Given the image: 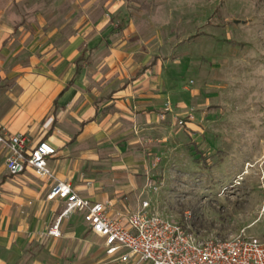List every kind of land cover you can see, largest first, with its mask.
I'll return each mask as SVG.
<instances>
[{
  "label": "rangeland",
  "instance_id": "1",
  "mask_svg": "<svg viewBox=\"0 0 264 264\" xmlns=\"http://www.w3.org/2000/svg\"><path fill=\"white\" fill-rule=\"evenodd\" d=\"M106 4L133 59L170 75L175 121L148 148L144 198L201 240L264 241V0H0V62Z\"/></svg>",
  "mask_w": 264,
  "mask_h": 264
},
{
  "label": "crops",
  "instance_id": "2",
  "mask_svg": "<svg viewBox=\"0 0 264 264\" xmlns=\"http://www.w3.org/2000/svg\"><path fill=\"white\" fill-rule=\"evenodd\" d=\"M106 7L94 18L87 13L79 28L2 51L0 135H22L27 149L46 141L56 153L47 162L52 180L30 169L11 176L9 149L0 146V264H120L80 214H64V202L47 198L54 182L109 205L114 220L146 201L148 148L175 121L171 91L162 86L170 75L160 63L148 69L133 59L131 24L114 30L115 10ZM53 227L59 236L48 234Z\"/></svg>",
  "mask_w": 264,
  "mask_h": 264
},
{
  "label": "built area",
  "instance_id": "3",
  "mask_svg": "<svg viewBox=\"0 0 264 264\" xmlns=\"http://www.w3.org/2000/svg\"><path fill=\"white\" fill-rule=\"evenodd\" d=\"M169 111L167 103L164 112ZM0 146L9 149L5 161L9 175L30 169L38 178L53 179L47 162L56 152L48 142L41 140L27 149L22 135L3 134ZM47 198L64 202V214H80L90 232L102 240L105 254L120 264H264V241L244 233L227 240H201L181 223L158 214L148 201L120 221L109 217V205L90 202L68 183L54 182ZM48 234L59 236L57 227Z\"/></svg>",
  "mask_w": 264,
  "mask_h": 264
}]
</instances>
